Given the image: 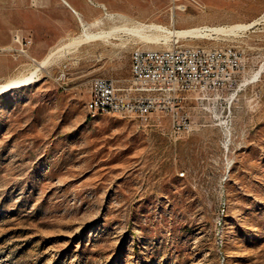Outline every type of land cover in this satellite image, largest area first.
<instances>
[{
  "label": "rangeland",
  "instance_id": "rangeland-1",
  "mask_svg": "<svg viewBox=\"0 0 264 264\" xmlns=\"http://www.w3.org/2000/svg\"><path fill=\"white\" fill-rule=\"evenodd\" d=\"M105 13L49 52L0 33V264H264V0ZM175 43L242 52L229 124L217 99L188 100L190 131L88 116L95 76L125 85L134 49Z\"/></svg>",
  "mask_w": 264,
  "mask_h": 264
},
{
  "label": "built area",
  "instance_id": "built-area-1",
  "mask_svg": "<svg viewBox=\"0 0 264 264\" xmlns=\"http://www.w3.org/2000/svg\"><path fill=\"white\" fill-rule=\"evenodd\" d=\"M14 40L19 41V35ZM31 42V38L23 37L20 44L26 49ZM131 59V74L125 85L107 76L91 80L87 100L92 101L94 114L144 121L153 113L165 112L172 115L174 126L190 131V115L185 110L188 100L217 99L229 124L232 104L227 93L246 67L242 52L234 46L175 43L165 49L136 48Z\"/></svg>",
  "mask_w": 264,
  "mask_h": 264
},
{
  "label": "crops",
  "instance_id": "crops-1",
  "mask_svg": "<svg viewBox=\"0 0 264 264\" xmlns=\"http://www.w3.org/2000/svg\"><path fill=\"white\" fill-rule=\"evenodd\" d=\"M106 3L107 0H0V33L11 27L31 38L28 45L35 50L49 52L66 43L78 24L87 26L91 20L102 18Z\"/></svg>",
  "mask_w": 264,
  "mask_h": 264
},
{
  "label": "bare ground",
  "instance_id": "bare-ground-1",
  "mask_svg": "<svg viewBox=\"0 0 264 264\" xmlns=\"http://www.w3.org/2000/svg\"><path fill=\"white\" fill-rule=\"evenodd\" d=\"M85 24V23H84ZM86 25V24H85ZM154 25V24H153ZM236 26V25H235ZM234 26V27H235ZM237 26H239V25H237ZM152 27V26H151ZM159 27V26H158ZM156 28V27H155ZM232 28H233V26H232ZM157 29V28H156ZM215 29V28H214ZM213 29V30H214ZM217 29H219V31H220V29H222V28H217ZM225 29V28H224ZM158 30V29H157ZM168 30V29H167ZM176 30V29H175ZM200 30V29H199ZM170 31V30H169ZM190 31H192V30H190ZM194 31V30H193ZM218 31V30H217ZM224 31V30H223ZM177 32V31H176ZM186 32V31H185ZM187 32H189V31H187ZM168 33V32H167ZM174 33H175V31H174ZM174 33H172V34H174ZM192 33V32H191ZM178 33H176V35H177ZM181 34V33H180ZM50 55V54H49ZM52 57V56H51ZM45 60H47V59H45ZM49 61V60H48ZM44 62V61H43ZM86 108H87V112H88V116L90 117V118H95V117H97L98 115H100V114H94V112H93V106H92V101L91 100H88L87 102H86ZM182 174H185L184 172L182 173Z\"/></svg>",
  "mask_w": 264,
  "mask_h": 264
}]
</instances>
